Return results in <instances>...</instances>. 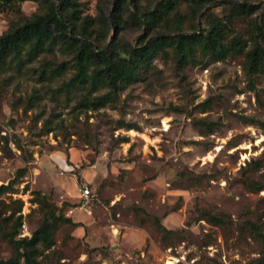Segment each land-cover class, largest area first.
Here are the masks:
<instances>
[{"label": "rangeland", "instance_id": "rangeland-1", "mask_svg": "<svg viewBox=\"0 0 264 264\" xmlns=\"http://www.w3.org/2000/svg\"><path fill=\"white\" fill-rule=\"evenodd\" d=\"M80 1L97 16L100 0ZM158 1L142 0L140 12ZM113 2L104 0L107 11ZM202 5L194 17L182 1L153 32L112 28L99 46L200 33V23L230 15L223 0ZM37 10L0 4V35ZM263 14L233 20L245 52L215 60L196 48L179 60L166 46L98 109L81 103L109 88L68 87L72 62L62 76H41L70 60L58 51L0 67V186L11 185L0 194V259L14 254L5 235L31 236L55 214L62 220L42 264H264V73L249 72L246 59L252 19Z\"/></svg>", "mask_w": 264, "mask_h": 264}, {"label": "trees", "instance_id": "trees-1", "mask_svg": "<svg viewBox=\"0 0 264 264\" xmlns=\"http://www.w3.org/2000/svg\"><path fill=\"white\" fill-rule=\"evenodd\" d=\"M141 1L114 0L113 8L107 11L104 0H100L98 14L92 16L84 14V3L80 0H0V4L5 6L25 2L38 4V10L33 15L14 23L0 35V67L16 63L21 69L42 54L58 51L69 56L70 60L47 65L42 69L41 76H62L68 62H72L75 71L68 87L77 89L90 85L92 92L100 87L109 88L108 93L94 99L87 98L81 103L98 109L115 101L118 91L136 81L142 69L166 46L174 47L179 60H184L196 48L215 60L245 52L247 40L237 35L233 20L264 10V0H223L230 6V15L212 16L207 28L200 23V33H179L175 37L158 34L148 43L142 42L137 46L113 41L110 47L102 49L99 43L108 37L112 28L120 31L125 24L138 23L147 33L153 32L169 22L171 13L182 1L188 4L191 15L198 17L203 2L217 0H159L155 8L145 12H140ZM131 6L135 7V12ZM229 32H235L231 39L228 38ZM252 32L254 46L246 52L247 68L251 73H264V14L252 19ZM10 186H0V194L7 192ZM63 219L73 224L72 218ZM61 220L62 217L51 214L31 236L19 237L17 231L5 235L14 254L7 260L0 259V264H42L39 259L42 248L50 249L54 245V233ZM157 222L165 228L159 220ZM261 237L264 241V233Z\"/></svg>", "mask_w": 264, "mask_h": 264}, {"label": "built area", "instance_id": "built-area-1", "mask_svg": "<svg viewBox=\"0 0 264 264\" xmlns=\"http://www.w3.org/2000/svg\"><path fill=\"white\" fill-rule=\"evenodd\" d=\"M80 193L83 203L88 204L90 202V197L92 196L90 187L88 185L83 186L80 189Z\"/></svg>", "mask_w": 264, "mask_h": 264}, {"label": "bare ground", "instance_id": "bare-ground-1", "mask_svg": "<svg viewBox=\"0 0 264 264\" xmlns=\"http://www.w3.org/2000/svg\"><path fill=\"white\" fill-rule=\"evenodd\" d=\"M213 157L211 155H209L206 159L211 160ZM168 264H173L172 261H169Z\"/></svg>", "mask_w": 264, "mask_h": 264}]
</instances>
